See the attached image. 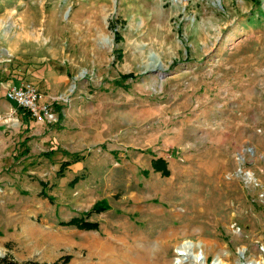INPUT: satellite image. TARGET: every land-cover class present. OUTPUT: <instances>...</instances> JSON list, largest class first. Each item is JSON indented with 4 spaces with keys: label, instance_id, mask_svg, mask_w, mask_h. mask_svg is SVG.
I'll list each match as a JSON object with an SVG mask.
<instances>
[{
    "label": "rangeland",
    "instance_id": "rangeland-1",
    "mask_svg": "<svg viewBox=\"0 0 264 264\" xmlns=\"http://www.w3.org/2000/svg\"><path fill=\"white\" fill-rule=\"evenodd\" d=\"M0 49V83L43 60L67 74L48 103L76 85L31 157L13 153L16 113L0 120V264H95L94 237L146 264L185 242L207 264H264V0H0Z\"/></svg>",
    "mask_w": 264,
    "mask_h": 264
},
{
    "label": "crops",
    "instance_id": "crops-1",
    "mask_svg": "<svg viewBox=\"0 0 264 264\" xmlns=\"http://www.w3.org/2000/svg\"><path fill=\"white\" fill-rule=\"evenodd\" d=\"M48 64L50 65V63ZM48 64L44 63L43 60H37L34 65L26 64L25 70H20V66H18L17 69L11 71L10 78L6 83H0V120L6 117H13V112L16 113L17 118L21 120L22 127L26 131L24 138H30L27 142L29 152L30 150L32 151L31 145L33 142H38L42 146L45 142L47 143V141H51L52 138L54 139V134L52 132L44 133L43 135L39 134L40 132L37 130H40L41 127L44 129L45 125L35 123L22 109L8 102L4 94L9 86H20L23 83H30L34 85L42 95L41 101L47 102L50 95L56 94L67 84V74L65 70L59 65L47 66ZM55 110H57V106ZM64 117L65 116L58 113L59 125L63 122ZM49 128L51 129L50 125ZM47 130L49 129L47 128ZM24 138L19 141H22ZM25 157H31V154L28 153Z\"/></svg>",
    "mask_w": 264,
    "mask_h": 264
},
{
    "label": "bare ground",
    "instance_id": "bare-ground-1",
    "mask_svg": "<svg viewBox=\"0 0 264 264\" xmlns=\"http://www.w3.org/2000/svg\"><path fill=\"white\" fill-rule=\"evenodd\" d=\"M171 235V233H168L160 240L162 248ZM127 248L125 243L121 241L107 238L103 240L100 237H94L91 253L98 257V262L95 264H146L149 261V253L146 250L140 251L141 254L134 255V249ZM194 248L195 245L190 242L179 245L176 248V254L179 258L175 264H183L189 261L194 264H207L203 254L201 252L195 253ZM211 264H222V261L217 258Z\"/></svg>",
    "mask_w": 264,
    "mask_h": 264
},
{
    "label": "built area",
    "instance_id": "built-area-1",
    "mask_svg": "<svg viewBox=\"0 0 264 264\" xmlns=\"http://www.w3.org/2000/svg\"><path fill=\"white\" fill-rule=\"evenodd\" d=\"M10 59V54L5 49H0V62H9ZM83 76L79 75V78H83ZM75 87L74 82L68 88V95L52 98L51 103L41 101L42 95L30 83H23L20 86H9L5 90L4 97L15 107L22 109L35 123L54 125L58 123V113L64 116L62 107L60 112L55 110L56 103L64 102L68 104Z\"/></svg>",
    "mask_w": 264,
    "mask_h": 264
},
{
    "label": "trees",
    "instance_id": "trees-1",
    "mask_svg": "<svg viewBox=\"0 0 264 264\" xmlns=\"http://www.w3.org/2000/svg\"><path fill=\"white\" fill-rule=\"evenodd\" d=\"M121 58V55L118 57V59ZM128 79H133V75L132 74H127V75H123L121 76V80H128ZM61 110V107L60 106H57V111L60 112ZM30 140V138H24L22 141H18L16 144H15V148H14V152L17 151V150H20L21 148V151L19 152V157L23 158L25 157L26 155H28L29 153V148L27 147V142ZM56 152V150H49L48 152H45V153H42L41 156L44 157V158H49L50 156H52L54 153ZM81 158H79L78 155H75L74 156V160L71 161V160H66V161H63L60 163L59 165V168L56 172V175L57 177H62L63 176V173L64 171L70 166L72 165L73 163H76L78 161H80ZM152 169L154 172H157V173H161L162 176H168L169 175V172L166 168V164L164 162L163 159L161 158H158L154 161H152ZM80 179L78 177H75L72 181H71V184L74 185L75 183H77ZM40 187H41V190H40V193H39V196L43 197V198H46L48 201H52L53 199L47 195L46 193V187H47V183H44V182H40ZM109 209V206L106 202H100V203H96L93 205L91 211L92 212H96V213H101V212H104L106 210ZM59 224L61 226H73V227H76L80 230H95L97 229L98 225L96 223H92V222H87L85 221L84 219H78V218H72L70 219L69 221L67 222H59ZM69 261V258L66 257L64 258L63 260V263H68ZM11 264H15V263H11Z\"/></svg>",
    "mask_w": 264,
    "mask_h": 264
},
{
    "label": "water",
    "instance_id": "water-1",
    "mask_svg": "<svg viewBox=\"0 0 264 264\" xmlns=\"http://www.w3.org/2000/svg\"><path fill=\"white\" fill-rule=\"evenodd\" d=\"M239 256H240L241 258L243 257L242 252L239 253ZM241 264H253V263L249 262V263H241Z\"/></svg>",
    "mask_w": 264,
    "mask_h": 264
}]
</instances>
